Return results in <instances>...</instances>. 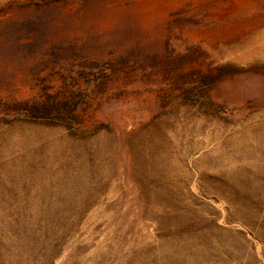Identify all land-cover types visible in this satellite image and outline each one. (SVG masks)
I'll use <instances>...</instances> for the list:
<instances>
[{
  "label": "rangeland",
  "instance_id": "obj_1",
  "mask_svg": "<svg viewBox=\"0 0 264 264\" xmlns=\"http://www.w3.org/2000/svg\"><path fill=\"white\" fill-rule=\"evenodd\" d=\"M0 264H264V0H0Z\"/></svg>",
  "mask_w": 264,
  "mask_h": 264
},
{
  "label": "bare ground",
  "instance_id": "obj_2",
  "mask_svg": "<svg viewBox=\"0 0 264 264\" xmlns=\"http://www.w3.org/2000/svg\"><path fill=\"white\" fill-rule=\"evenodd\" d=\"M263 38V37H262Z\"/></svg>",
  "mask_w": 264,
  "mask_h": 264
}]
</instances>
